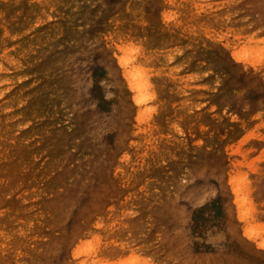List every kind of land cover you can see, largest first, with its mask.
Returning <instances> with one entry per match:
<instances>
[{"label": "rangeland", "instance_id": "1", "mask_svg": "<svg viewBox=\"0 0 264 264\" xmlns=\"http://www.w3.org/2000/svg\"><path fill=\"white\" fill-rule=\"evenodd\" d=\"M263 51L264 0H0V264H264Z\"/></svg>", "mask_w": 264, "mask_h": 264}, {"label": "bare ground", "instance_id": "2", "mask_svg": "<svg viewBox=\"0 0 264 264\" xmlns=\"http://www.w3.org/2000/svg\"><path fill=\"white\" fill-rule=\"evenodd\" d=\"M247 51L245 54L241 53L244 57L239 55V59L245 61V66H256L250 61L254 59L252 54L247 58ZM253 61L257 63L255 60ZM120 65L125 68L123 98L126 106L138 113L139 120H145L148 125L152 126L153 117L158 113L159 109L158 94L153 83L154 70L148 67L146 59L142 61L135 57L132 58L130 55H126L123 60H120ZM251 186L250 177H240L238 188L234 191V195L237 196L235 203L237 208L245 211L241 217L249 219L247 220L248 228L246 230L250 236H253L252 233L259 235L261 231L264 232V224L260 219L258 205L255 202ZM249 228L251 229L250 231Z\"/></svg>", "mask_w": 264, "mask_h": 264}]
</instances>
